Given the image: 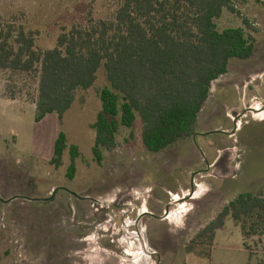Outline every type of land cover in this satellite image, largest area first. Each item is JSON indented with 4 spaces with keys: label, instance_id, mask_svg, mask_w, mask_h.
I'll return each mask as SVG.
<instances>
[{
    "label": "rangeland",
    "instance_id": "374dc122",
    "mask_svg": "<svg viewBox=\"0 0 264 264\" xmlns=\"http://www.w3.org/2000/svg\"><path fill=\"white\" fill-rule=\"evenodd\" d=\"M251 5L235 1L233 11L224 9L218 30L241 26L253 38L251 30L261 26ZM119 6L120 0H0V23L33 32L35 49L46 51L56 46L62 30L87 28L90 19L111 21ZM38 82L35 73L0 70V101L16 100L27 108L19 115L0 104V264H196L199 257L182 252L193 242L213 244L215 260L264 264V238L243 239L229 218L212 242L196 241L239 193L264 190V125L244 126L229 138L213 131L209 148L190 137L149 153L137 117L131 128H119L115 148L104 151L97 165L92 125L101 109L99 92L107 86L103 67L91 88L75 93L61 120L55 114L35 122ZM229 82L238 84L240 98L235 108L219 105L223 118L236 127L264 121V55L231 59L211 91ZM205 118L202 112L199 131L214 130L219 119L204 125ZM233 124L221 128L233 131ZM60 132L68 147L78 148L72 179L66 174L68 150L59 167L50 164ZM181 150H194L197 158H181ZM57 188L73 195L60 189L52 195ZM167 207L166 220L159 221ZM146 211L154 216L142 214Z\"/></svg>",
    "mask_w": 264,
    "mask_h": 264
},
{
    "label": "trees",
    "instance_id": "16d2710c",
    "mask_svg": "<svg viewBox=\"0 0 264 264\" xmlns=\"http://www.w3.org/2000/svg\"><path fill=\"white\" fill-rule=\"evenodd\" d=\"M235 1L247 0H120L113 20L90 19L87 28L62 30L46 51L35 49L33 32L0 23V70L38 75V123L49 114L61 120L75 93L91 88L103 67L107 86L99 92L101 109L92 125L95 163L101 165L103 152L115 148L119 128H131L137 117L144 148L158 153L194 135L212 82L227 72L231 59L252 56L253 39L243 28H217L222 11H233ZM66 150L72 179L78 148L68 147L60 132L50 164L59 167ZM227 218L243 239L264 238V190L239 193L196 241L212 242Z\"/></svg>",
    "mask_w": 264,
    "mask_h": 264
},
{
    "label": "crops",
    "instance_id": "0c3cea01",
    "mask_svg": "<svg viewBox=\"0 0 264 264\" xmlns=\"http://www.w3.org/2000/svg\"><path fill=\"white\" fill-rule=\"evenodd\" d=\"M247 1H250L251 3H253V5H251L252 11H254L255 14L257 13V15L259 16V20L260 21L259 22L257 21V23L258 24L260 23V26H261L260 29H252L251 30L253 32V34H252L253 38L252 37L251 38L253 39V41H255L254 52H253L252 55H264V0H247ZM254 6H255V8H254ZM237 28H241V26H238ZM256 30H257V32H256ZM254 34H257L259 36V38L258 39L255 38ZM237 85L238 84H235L233 82H229L228 84H220L219 83L214 88L213 91H211V88H210L209 96H208L205 104L203 105L201 111L199 112L198 119H197V127H196L195 133L197 132V134L199 136H202L204 133H207V132H204V131H199L200 117H201L202 112H204L206 114V118L203 120L204 125H207L209 123H213V121H216L217 119H219V122L217 123V125L213 126L214 130H212V131H218V130L223 131L226 134L225 135L222 134V135L226 136L227 138H229V136H231V135L233 136L235 131L241 129L244 126H247V125H250V124H254V125H258V126L264 125V121H262V120L261 121H257V120H253L252 119L251 122H249L248 124L236 127V125L233 124V122H231L230 119L225 120L223 118V116L221 115V113L218 112V107H219L220 104L221 105H228L231 108H233V107L235 108V107L238 106V100H239L240 96H239V88H238ZM262 101H264V99H262ZM0 104H3V107L7 108L8 110H11L15 114L18 113L19 115H21V113L24 112L23 109L26 108L25 103H19L18 104V101L12 100V99L1 100ZM30 109L33 110V105L30 107ZM248 109H250V108H248ZM50 115H55V114H49L47 116H50ZM216 116H218L217 119H215ZM43 120H41V122ZM225 124H233V129L234 130L232 131V128H221V126H223ZM205 130H207V128H205ZM208 132H211V131H208ZM11 137L16 138V136L13 135V134H11ZM200 140H201V144L204 147L209 148L206 145L205 140H203L202 138H200ZM218 153H219V150L216 151V155L214 156L215 158L213 157L211 159V161H212L211 163L213 165H215V166L220 161V157H219ZM179 156H181V158L183 156V158H186L187 160H191V161L192 160L194 161L197 158V154H196V152L194 150H191V151L181 150V151H179ZM209 162L210 161H208V163ZM190 186H193L192 185V181L190 183ZM177 187L179 188V190H177V188H176V190H175L176 193L177 194L181 193L182 186L181 185H177ZM169 190H171V188ZM165 210H166V208L161 210L160 216H162V214H163V212ZM151 216H154V214L151 215ZM162 217H163V220L165 221L166 220V214L163 215Z\"/></svg>",
    "mask_w": 264,
    "mask_h": 264
},
{
    "label": "flooded vegetation",
    "instance_id": "af4514ba",
    "mask_svg": "<svg viewBox=\"0 0 264 264\" xmlns=\"http://www.w3.org/2000/svg\"><path fill=\"white\" fill-rule=\"evenodd\" d=\"M212 133H215V132L211 131V132L204 133V134H206L204 136L203 135L202 136L196 135L195 138H197V137L202 138L203 140H205L206 145L208 147H210L212 145V144H210V139H211ZM223 134L225 135L226 133H223ZM192 138H193V136H192ZM166 209H168V207ZM145 213H147V211L142 213V214H145ZM157 218H159L158 219L159 221H164L162 216H158ZM198 235H199V232L197 233L196 237ZM183 248L184 249L182 252L184 253L185 256L196 255L197 257H199V259L196 260V262H195L196 264H229L228 260H221L220 261V260H215L212 258L213 257L212 251H213L214 245L211 243H208V244L198 243V244H196L195 242H193V243H189L188 245H184Z\"/></svg>",
    "mask_w": 264,
    "mask_h": 264
},
{
    "label": "water",
    "instance_id": "95a60500",
    "mask_svg": "<svg viewBox=\"0 0 264 264\" xmlns=\"http://www.w3.org/2000/svg\"><path fill=\"white\" fill-rule=\"evenodd\" d=\"M196 135H198L197 133L196 134H194L193 135V138H195L196 137ZM203 135H206V134H203ZM64 190V191H66V192H68V193H70L67 189H65V188H57V189H55L54 191H53V193H52V195L57 191V190ZM191 189H192V191H193V188L191 187ZM71 194V193H70ZM51 195V196H52ZM71 195H73V194H71ZM147 214H149V215H153V214H151V213H147Z\"/></svg>",
    "mask_w": 264,
    "mask_h": 264
},
{
    "label": "built area",
    "instance_id": "2783aa9c",
    "mask_svg": "<svg viewBox=\"0 0 264 264\" xmlns=\"http://www.w3.org/2000/svg\"><path fill=\"white\" fill-rule=\"evenodd\" d=\"M252 116H253V115H251V118H253ZM238 123H240V121H239V120H238L237 124H238ZM245 124H246V123H245Z\"/></svg>",
    "mask_w": 264,
    "mask_h": 264
},
{
    "label": "bare ground",
    "instance_id": "6f19581e",
    "mask_svg": "<svg viewBox=\"0 0 264 264\" xmlns=\"http://www.w3.org/2000/svg\"><path fill=\"white\" fill-rule=\"evenodd\" d=\"M259 116L261 117V115L259 114ZM262 116H264V115H262Z\"/></svg>",
    "mask_w": 264,
    "mask_h": 264
}]
</instances>
